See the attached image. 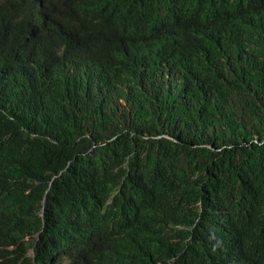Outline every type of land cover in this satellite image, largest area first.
<instances>
[{"label":"trees","instance_id":"obj_1","mask_svg":"<svg viewBox=\"0 0 264 264\" xmlns=\"http://www.w3.org/2000/svg\"><path fill=\"white\" fill-rule=\"evenodd\" d=\"M217 2L226 8L202 7L130 40L131 48L113 45L98 55L113 59L112 85L127 99L116 110L106 97L86 104L62 85L43 93L37 123L0 110L4 217L23 213L63 171L53 187L72 203L105 205L129 222L116 242H84V249L94 245L87 264H154L189 224H264V50L252 46H264V7L247 12L240 0ZM8 49L0 42V52ZM205 249L181 250L165 264H209Z\"/></svg>","mask_w":264,"mask_h":264},{"label":"clouds","instance_id":"obj_2","mask_svg":"<svg viewBox=\"0 0 264 264\" xmlns=\"http://www.w3.org/2000/svg\"><path fill=\"white\" fill-rule=\"evenodd\" d=\"M240 1L247 12L264 7V0ZM216 5L226 8L217 0H176L168 6L150 0H0V42L9 46L0 52V110L12 118L35 117L37 123L44 114L41 97L54 85L90 105L106 97L116 110L127 99L110 80L115 82L113 59L98 55L113 45L131 48L130 40L162 32L200 8L211 11ZM260 29L264 31L263 23ZM143 87L153 90L149 79ZM24 94L29 100L18 103ZM131 95L136 99L140 94L131 89ZM62 173L37 190L19 209L23 213L6 218L0 210V264H87L94 245H79L104 237L116 242L129 227L124 216L105 205L74 204L58 192L53 181ZM205 248H215L209 264H264V224L240 226L216 219L205 226L185 225L178 245L154 264L176 260L181 250L195 255Z\"/></svg>","mask_w":264,"mask_h":264},{"label":"bare ground","instance_id":"obj_3","mask_svg":"<svg viewBox=\"0 0 264 264\" xmlns=\"http://www.w3.org/2000/svg\"><path fill=\"white\" fill-rule=\"evenodd\" d=\"M257 30H258V28H257ZM262 40H264V35H263V39H262ZM103 78L105 79V81L107 80L106 77H103ZM167 79H168V78H167ZM110 80H111V79H110ZM112 81H113V80H111V82H112ZM108 241H109L110 243H112V242L114 241V239H112V238L109 237ZM98 244H99V243H98ZM76 245H79V244L76 243ZM79 246H81L82 248L84 247L83 244H81V245H79ZM88 246H91V243H90V242H87V244H85V249H86Z\"/></svg>","mask_w":264,"mask_h":264},{"label":"rangeland","instance_id":"obj_4","mask_svg":"<svg viewBox=\"0 0 264 264\" xmlns=\"http://www.w3.org/2000/svg\"><path fill=\"white\" fill-rule=\"evenodd\" d=\"M20 120L25 121V122H28V121L25 119V114H21ZM28 123H29V122H28Z\"/></svg>","mask_w":264,"mask_h":264}]
</instances>
